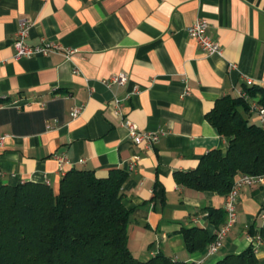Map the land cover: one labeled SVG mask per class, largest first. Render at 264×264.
Returning a JSON list of instances; mask_svg holds the SVG:
<instances>
[{"label":"crops","instance_id":"crops-1","mask_svg":"<svg viewBox=\"0 0 264 264\" xmlns=\"http://www.w3.org/2000/svg\"><path fill=\"white\" fill-rule=\"evenodd\" d=\"M198 19L209 22L223 56L207 55L187 34ZM23 22L28 44L55 42L75 54L15 59ZM121 73L128 76L124 87L105 85ZM248 80L264 89V0H0V185L33 182L58 191L72 169L99 177L123 170L128 246L137 259L161 254L217 264L261 237L254 252L264 264V184L241 190L237 223L208 256V247L189 252L182 231L215 236L224 218L216 225L209 213L225 211L226 198L174 178L212 150L226 153L229 139L207 115L225 96L239 97ZM135 88L123 115L115 114L113 99ZM74 108L82 109L76 119ZM125 120L160 133L154 148L133 144ZM135 157L140 161L129 171Z\"/></svg>","mask_w":264,"mask_h":264},{"label":"trees","instance_id":"trees-1","mask_svg":"<svg viewBox=\"0 0 264 264\" xmlns=\"http://www.w3.org/2000/svg\"><path fill=\"white\" fill-rule=\"evenodd\" d=\"M264 106V89L244 87ZM250 102L225 96L207 115L229 139L226 153L212 150L198 167L176 172L175 181L196 191L226 196L242 175H264V128L250 119ZM128 173L115 169L106 177L72 169L58 191L41 183L0 185V264H188L157 255L140 261L128 246L131 213L123 204ZM218 225L226 212L211 209ZM189 252L204 251L214 240L200 228L182 231ZM217 264H258L254 248L229 255Z\"/></svg>","mask_w":264,"mask_h":264},{"label":"built area","instance_id":"built-area-1","mask_svg":"<svg viewBox=\"0 0 264 264\" xmlns=\"http://www.w3.org/2000/svg\"><path fill=\"white\" fill-rule=\"evenodd\" d=\"M26 23H21V29L17 32L16 39L14 40L15 48V59L21 58H30L38 55L49 56L52 53H62L67 59H70L74 54V49H64L55 42H46L40 45H30L26 42ZM209 22L206 19H198L190 27L187 28V34L196 41L201 50L209 56L219 55L223 56L224 49L222 45L215 41L209 35ZM231 69L236 68L234 64L230 65ZM128 82V76L126 74H116L106 80L104 83L108 87H124ZM247 86L252 87L253 82L251 80L247 81ZM138 93V88H135L132 93L126 95L125 98L121 99L115 97L113 99V106L115 114L123 115L124 104L129 100L134 94ZM240 98L248 100L250 102V111L257 115L259 124L264 128V106L259 103V98H250L246 91H243L239 94ZM44 105V104H42ZM82 112L81 108H74L72 111L73 119H76L80 116ZM123 126L128 131V137L137 146H143L145 149H153L154 146L158 143L160 138V133L156 132H146L141 130L137 124L131 120H125ZM3 138H0V144H2ZM60 163L65 161L63 156L58 158ZM140 161L139 157L132 159L129 165V171H134ZM264 184V175L260 176H251V175H242L240 176L232 189L225 196V212L226 219L224 224L219 228L215 234V238L212 243L208 246L207 255H214L218 249L222 246L224 238H226L231 230L237 223L238 217V201L240 197V192L244 187ZM261 237H256L252 239L251 243L256 250L261 242Z\"/></svg>","mask_w":264,"mask_h":264}]
</instances>
